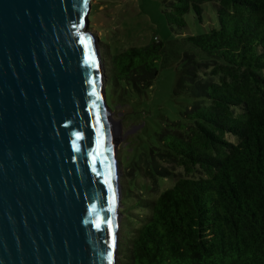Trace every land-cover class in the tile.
<instances>
[{
    "label": "trees",
    "instance_id": "obj_1",
    "mask_svg": "<svg viewBox=\"0 0 264 264\" xmlns=\"http://www.w3.org/2000/svg\"><path fill=\"white\" fill-rule=\"evenodd\" d=\"M204 4L214 22L182 37L197 52L182 53L172 91L190 102L135 160L151 189L181 174L155 200H139L116 264H264V0H162V14L183 34L185 16L201 23ZM163 59L159 41L106 46L107 105L111 87L144 94Z\"/></svg>",
    "mask_w": 264,
    "mask_h": 264
},
{
    "label": "water",
    "instance_id": "obj_2",
    "mask_svg": "<svg viewBox=\"0 0 264 264\" xmlns=\"http://www.w3.org/2000/svg\"><path fill=\"white\" fill-rule=\"evenodd\" d=\"M89 1L0 0V264L117 259Z\"/></svg>",
    "mask_w": 264,
    "mask_h": 264
},
{
    "label": "rangeland",
    "instance_id": "obj_3",
    "mask_svg": "<svg viewBox=\"0 0 264 264\" xmlns=\"http://www.w3.org/2000/svg\"><path fill=\"white\" fill-rule=\"evenodd\" d=\"M88 35L97 53L96 64L101 63L105 48L112 52L130 46H143L150 42L163 44L164 59L159 74L144 94L135 95L111 87L112 99L103 108V113L112 128V172L116 188L115 211L117 245L124 242V228L130 230L141 217L137 203L140 199L153 201L165 189L171 187L181 171L160 180L155 188L143 176L141 164L135 162L140 153L148 146L157 143L158 135L169 123L181 120V113L189 104L185 96L172 95L175 73L180 66L184 51L197 52L182 39L186 34L203 33L214 22L208 4L203 5L204 15L200 23L193 13L185 16L187 29L183 34L175 27H169L162 14V0H90ZM103 43L99 39L103 38ZM100 63L98 64V62ZM101 67V66H100ZM102 69V70H101ZM101 84L105 90V72L100 68ZM230 142L234 138L226 137ZM114 161V162H113ZM114 170V171H113ZM127 216L131 222L124 218ZM124 227V228H123ZM127 237V233H124ZM118 250V249H117ZM118 257V256H117ZM117 259L115 260V264Z\"/></svg>",
    "mask_w": 264,
    "mask_h": 264
},
{
    "label": "bare ground",
    "instance_id": "obj_4",
    "mask_svg": "<svg viewBox=\"0 0 264 264\" xmlns=\"http://www.w3.org/2000/svg\"><path fill=\"white\" fill-rule=\"evenodd\" d=\"M114 162V161H113ZM114 171V170H113ZM114 172H112V174H113ZM113 183H114V180H113ZM115 192H116V188H115V184H114V199H115ZM116 200V199H115Z\"/></svg>",
    "mask_w": 264,
    "mask_h": 264
},
{
    "label": "snow or ice",
    "instance_id": "obj_5",
    "mask_svg": "<svg viewBox=\"0 0 264 264\" xmlns=\"http://www.w3.org/2000/svg\"><path fill=\"white\" fill-rule=\"evenodd\" d=\"M90 95H95V92L93 91L92 93H90ZM96 226L99 227V225H96Z\"/></svg>",
    "mask_w": 264,
    "mask_h": 264
}]
</instances>
